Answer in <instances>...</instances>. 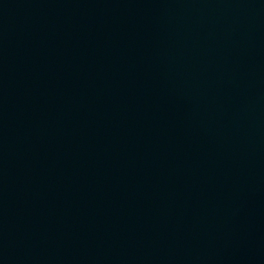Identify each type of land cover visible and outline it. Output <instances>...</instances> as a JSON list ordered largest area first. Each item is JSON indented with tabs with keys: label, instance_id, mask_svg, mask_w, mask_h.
Wrapping results in <instances>:
<instances>
[{
	"label": "water",
	"instance_id": "water-1",
	"mask_svg": "<svg viewBox=\"0 0 264 264\" xmlns=\"http://www.w3.org/2000/svg\"><path fill=\"white\" fill-rule=\"evenodd\" d=\"M0 264H264V0H0Z\"/></svg>",
	"mask_w": 264,
	"mask_h": 264
}]
</instances>
